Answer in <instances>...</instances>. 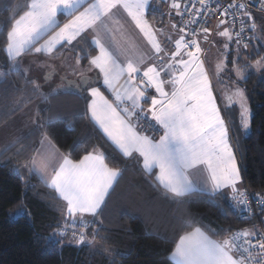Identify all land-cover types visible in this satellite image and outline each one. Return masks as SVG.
<instances>
[{"label": "snow or ice", "instance_id": "obj_1", "mask_svg": "<svg viewBox=\"0 0 264 264\" xmlns=\"http://www.w3.org/2000/svg\"><path fill=\"white\" fill-rule=\"evenodd\" d=\"M164 2L180 17L188 8L180 0ZM198 2L200 8L190 13L191 18L184 21L183 27L177 29L175 23L170 24L178 33V38L173 39L172 34L148 19L152 0H20L10 7L8 23L0 26L5 35L3 51L8 61L5 69L0 70V83H5L9 75H22L32 92L44 101L57 95L83 99L84 114L123 158L138 163L144 174L153 178L154 186L161 189L165 197L182 199L193 193L213 197L230 194L231 207L250 216L249 194L240 187L242 176L230 142L229 126L217 104L213 80L202 58L205 50L201 40L208 41L211 29L204 26L191 31L186 29L196 24L205 10L213 16L222 14L224 19L217 24V35L225 39V50L230 43H235L232 71L238 80H244L247 68L264 70V55L258 54V58L246 63L244 68L238 63L242 50L249 48L245 40L253 38L248 37L247 32L264 31V25L256 23L247 3L232 0L221 6L216 0L213 9L212 0ZM256 2L264 12V0ZM191 7L196 8V4ZM237 15L243 17L239 31L235 30ZM60 16L66 17L67 22L61 23ZM122 21L138 30L147 49L137 44ZM161 37L174 50L169 51ZM82 42L96 54L92 55L87 48L77 51L75 63L68 67L71 75L79 79H69L66 73L60 77L62 85L47 92L43 90L44 85H50L57 75L56 66L40 65L45 69L43 83H40L37 78L29 77L30 67H25L21 60L28 54L55 59L60 48L77 49ZM82 59H87V68L80 66ZM226 60L225 55L215 66L217 79L227 67ZM93 70H97L95 80L87 75ZM97 83L111 94L112 100L95 86ZM233 85L230 95L222 93V99L226 100L224 107L238 106L240 127L247 132L252 118L248 97L239 84L233 82ZM150 90L154 92L150 94ZM40 121L37 111L34 123L38 129H43ZM148 129L159 132V137L148 135ZM18 143L20 138L4 150ZM39 143L40 147L23 167L30 175H38L64 202L61 219L47 242L53 246L65 243L93 246L100 235L96 225L103 224L99 217L124 169L110 166L109 157L98 147L86 150L81 158L74 160L71 153L61 152L46 132H41ZM197 174L203 178L196 179ZM253 199L264 212V196L255 193ZM25 212L20 209L16 215ZM188 226L191 230L179 236L171 253L175 264H264V230L253 226L214 231L208 226ZM221 235L224 238H213Z\"/></svg>", "mask_w": 264, "mask_h": 264}, {"label": "trees", "instance_id": "obj_2", "mask_svg": "<svg viewBox=\"0 0 264 264\" xmlns=\"http://www.w3.org/2000/svg\"><path fill=\"white\" fill-rule=\"evenodd\" d=\"M19 2L0 0V26L8 23L10 7ZM249 10L258 20V15L264 18L251 7ZM59 19L61 23L67 21L63 16ZM247 36L251 37L249 31ZM4 47L5 35L0 30V66L5 67L8 61ZM259 47L263 49L262 45ZM68 50L72 47L60 48L59 53ZM88 51L95 53L91 48ZM254 52L246 55L240 66L244 68L245 60L254 62L260 55L258 50ZM83 61L87 63V59ZM227 66L233 67L231 60ZM245 73L246 79L240 84L251 105L252 118L249 133L241 138L243 178L245 187L264 196V76L248 68ZM32 104H37L43 129L35 127L20 143L0 154V264H175L171 253L179 236L191 230L189 224L208 226L214 231L255 225V221H241L231 200L223 195L193 193L182 199L165 197L154 186L153 178L146 176L138 163L123 158L84 114L83 99L57 95L44 101L32 92L22 75H9L5 83H0V128ZM42 131L61 152L71 153L74 160L86 150L98 147L109 157L110 166L124 169L99 217L103 224L96 225L100 230L97 239L108 251L69 243L53 246L47 242L61 219L64 202L36 174H29V186L25 188L14 170L15 165L26 164L39 148ZM20 209H25V214L11 218V213Z\"/></svg>", "mask_w": 264, "mask_h": 264}, {"label": "crops", "instance_id": "obj_3", "mask_svg": "<svg viewBox=\"0 0 264 264\" xmlns=\"http://www.w3.org/2000/svg\"><path fill=\"white\" fill-rule=\"evenodd\" d=\"M170 12H172V10L169 7V3H162V2H159L158 0H152V9H150V11L148 13V19L150 21H152L153 23H155L157 27L164 28L165 32L172 34L173 39H176V38H178V33L174 32L171 29L170 24L175 23L177 25L179 16L175 15L174 12H172V14L169 15ZM252 14H253V12H252ZM253 17L256 20V23L260 22V19L258 20L255 14H253ZM65 22H67V21H65ZM122 22H125V26L127 27L128 31L135 37L137 44L140 45L142 48L147 49L148 46L146 45V43L143 40V38L138 34V30H136L133 25H131L130 23H127L126 21H122ZM263 33H264V31H263ZM215 37H216V39H215ZM251 37H253V38L251 40H249L250 49H252L254 46L257 47L256 45H260L261 44V42H259V40L257 39L256 34H254L253 32H251ZM161 40H162V43L165 44V47L168 48L169 51L174 50L173 46L171 44H168L163 37H161ZM73 43L75 44L76 42H73ZM201 43L204 44V41L201 40ZM224 43H225V39L223 37L218 36L217 32H216V34L214 36V39H213L212 43L210 44V46H209V48H208V50H207V52L205 54L204 62H205V68L207 69V71L209 72L210 77L213 80V86H214L213 87V91H214V94L216 95V98H217V104L220 106L221 114H222V116H224V118H225V120H226V122L228 123V126H229L230 142L233 145V150L235 152L237 163H238V166L240 167L241 176H242V182H241L240 187L244 188L245 184H244V178H243L242 144H241L242 140H241V138H242V136L247 135L249 133L250 128L247 130V132L242 130V128L240 127V124H239V108H238V106L232 105L230 108L226 109L224 107V104H225L226 100L222 99V93L225 96L231 94V91L233 90V87H234L233 82L239 84V86L242 88L240 82H242L243 80H238L236 75H235V73H234V71H231V73H230L231 76L229 78V76H227V74H224V72L226 71V70H224V72L221 74L220 78L218 79V81L220 83V87H218L217 86V82L215 81V79L217 80V78H215L214 75H213V72L215 70L214 66H216V64L219 62V60L222 59L221 56H224V55L227 56V60H226V64L227 65L229 63V60L232 61V60L236 59V50L233 47V45H235V43L234 42L230 43V45H229V48L231 49L230 52H227L223 48V44ZM202 46H204V45H202ZM69 47H72V46H69ZM82 48H87L88 49L87 44L82 42L80 45L77 46V49H73L72 48V50H68L66 53H63V54H60L59 50H58V52L56 54V56L58 58H55V59H52V58H49V57L43 56V55H37V56H40V59L42 60V62H45L46 60H47V62L49 60L50 61H52V60L55 61L56 60V61L59 62V64H57L56 66H61V67L64 68L62 70V72L57 71V75L53 78L51 83H54L55 81L60 79L61 76L65 75V73H67L66 69L69 68L68 66L70 65V62H75L74 57L77 55V51L79 49H82ZM212 49L213 50L216 49V51L212 52L214 54V58L211 61L212 63H210L208 61V57L207 56H208L209 51L212 50ZM70 52L72 54L69 55ZM242 53H243V51H242ZM95 54H96V52L94 54H92V55H95ZM28 55H36V54H28ZM243 57H246V55L244 54ZM243 57L240 60H238V63L240 65H241ZM121 59H123V58H121ZM211 64H213V68L210 66ZM81 66H85L87 68L88 67V63L84 64V61L82 59L81 60ZM212 69H213V71H212ZM87 75H89L92 79L95 80L96 76H97V70L90 71V72L87 73ZM246 76L247 75L245 73V77ZM29 77L30 78H37V77H35L33 75H29ZM78 79H79V77L78 78H73V80H78ZM42 81H43V79L38 80V82H40V83ZM60 81H61V79H60ZM121 82H123V81H121ZM47 86H49V85H47ZM95 86L100 87L101 91L104 93V95L109 100L113 99L111 94L104 87H102L100 83H97ZM153 92H154V90H150V94H152ZM248 104L250 106L251 113H252V108H251V105L249 103V100H248ZM250 127H251V125H250ZM27 133H28V131H27ZM147 134L154 136V138H158L159 135H160L159 132H149ZM39 147H40V145H39ZM195 178L196 179H202L203 177H202L201 174H197L195 176ZM116 184L114 185V188H115ZM224 192L228 193V190L225 189ZM223 196H225V197H227L229 199L230 194L229 195H223ZM89 219H91V218H89ZM253 226H255V225H249V226H246L245 228H252ZM96 241L98 242V239H96ZM91 247H93V248H95L97 250H100V249H98L99 247H97L96 244H94ZM171 259H172V257H171ZM172 261L175 263L174 259H172Z\"/></svg>", "mask_w": 264, "mask_h": 264}, {"label": "rangeland", "instance_id": "obj_4", "mask_svg": "<svg viewBox=\"0 0 264 264\" xmlns=\"http://www.w3.org/2000/svg\"><path fill=\"white\" fill-rule=\"evenodd\" d=\"M258 17L260 19V22L257 23V24L258 25H264V18L261 17V15H258ZM255 34H256V37H264L263 31H260L259 30ZM249 35L251 36V32L250 31H249ZM215 39H216V37H215ZM257 39L259 40V42H261L260 45L263 46V49H261L259 47V45H256L257 47L254 46L252 49H250V46H249L248 49L242 50L243 51L242 57H243L244 54L245 55H248V54L251 55L254 51H257V50L260 53V55H264V39H260V38H257ZM248 44H249V41H248ZM233 47L236 50V45H233ZM230 50L231 49L229 48L226 51L227 52H230ZM261 50H263V51L261 52ZM214 51H216V49H214V50L212 49L208 53V56L207 57H208V61L210 63H212L211 61L214 58V54L212 53ZM70 54H72V53L70 52L69 55ZM224 56H221V58H223ZM21 60H22V62H23V64H24L25 67H30V71H29L28 75H33V76L37 77L38 80L42 79L43 73H44V70H45L44 68H42L40 66L41 64L47 63V64H52V65H55V66L57 64H59V62L56 61V60L55 61L54 60H52V61L49 60L48 62L46 60L45 62H42V60L40 59V56H37V55H25V56L21 57ZM74 63L75 62H70V65H72ZM246 63H252V61H249L248 62L246 60L245 61V64ZM210 66L213 68V64H211ZM81 67L82 68H86L85 66H81ZM214 68H215V66H214ZM4 69H5L4 66H0V70H4ZM63 69L64 68L61 67V66H56V70L57 71L62 72ZM230 69H233V67L230 68V67L227 66L225 68L226 71L224 72V74H227V76H229V78L231 76V74H230L231 70ZM248 69H251V70H253V71L261 74L262 76H264V70L257 71L254 68H248ZM212 71H213V69H212ZM66 72H67L68 77L70 79L73 80V78H78V76L71 75L70 68H67L66 69ZM245 72H246V70H245ZM213 75H214V72H213ZM214 77H215V75H214ZM215 81L217 82V86L220 87V83H219L218 79L217 80L215 79ZM41 83H43V81ZM59 85H62V81H60V79H58L54 83H51L48 87H46L47 85H44V87L46 89H48V90L45 89L44 91L47 92V91H49L50 88H55V87H57ZM36 112H37V104H32L23 113H21L20 115H18L15 118H13L8 123H6L3 127L0 128V154L3 151H5L4 149H5V147L7 145L12 144L14 141L17 140V138H20V140H21L23 137H25L27 135V131L29 133L35 127H37V124L34 123L35 113ZM24 165L25 164H17V165H15L14 170H15V172H17L21 176V178H22V180L24 182L25 188H28V186H29V173L23 167ZM17 169H19V171H17ZM10 216H11V218H16L17 217L16 213H11ZM95 244L97 245V247H99L98 249L101 250L103 248V244L99 240H98V242L95 241Z\"/></svg>", "mask_w": 264, "mask_h": 264}, {"label": "built area", "instance_id": "obj_5", "mask_svg": "<svg viewBox=\"0 0 264 264\" xmlns=\"http://www.w3.org/2000/svg\"><path fill=\"white\" fill-rule=\"evenodd\" d=\"M159 2L165 3L164 0H158ZM181 4H187L188 8L184 9L185 11V15L183 17L179 16L178 22H177V29H179L180 27L184 26V21L189 20L190 17V13H194L196 12L197 9L200 8V4L198 2V0H180ZM247 3L249 4V8L251 7L252 9H254L256 12L261 13L264 15V12L260 11L261 5L257 4L256 0H237V3ZM195 3L196 4V8H192L191 5ZM232 3V0H219V4L221 6H226L228 4ZM212 7L213 9L216 8V0H212ZM243 17H241L240 15H237L236 20H237V27H236V31H239L240 25H239V21L242 19ZM224 16L220 13H217L216 15H212V13L208 12L207 10H205L204 12L200 13V16L197 18V23L190 25L186 31H191L192 29H196L198 27L204 26V27H209L211 29V32L209 34V39L207 42H204V44L201 43V47L205 50L202 58L204 59L205 54L207 49L209 48L210 44L212 43L214 36L217 32V24L219 23V21L223 20ZM229 19H231V17H229ZM204 45V46H202ZM145 127H147L145 125ZM149 132H154L152 129H148L147 133ZM245 189L248 192V202L249 205L252 208V214L249 216L247 214H244L242 212H240L238 209H235L236 214L238 215V218L241 221L244 222H251V221H255V226L258 227L261 230H264V212H262L261 209V205H259L254 199H253V195L257 192L252 191L251 189H249L248 187H245ZM261 195V194H260ZM262 196V195H261Z\"/></svg>", "mask_w": 264, "mask_h": 264}]
</instances>
